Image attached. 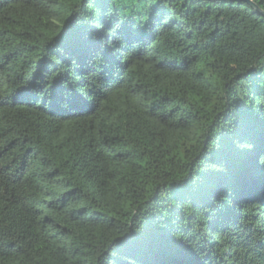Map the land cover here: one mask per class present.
<instances>
[{"label":"trees","instance_id":"1","mask_svg":"<svg viewBox=\"0 0 264 264\" xmlns=\"http://www.w3.org/2000/svg\"><path fill=\"white\" fill-rule=\"evenodd\" d=\"M0 264H264V17L0 0Z\"/></svg>","mask_w":264,"mask_h":264},{"label":"water","instance_id":"2","mask_svg":"<svg viewBox=\"0 0 264 264\" xmlns=\"http://www.w3.org/2000/svg\"><path fill=\"white\" fill-rule=\"evenodd\" d=\"M206 1H221V0H206ZM242 1L248 3L256 12H258L261 16L264 17V11L261 10L252 0H242Z\"/></svg>","mask_w":264,"mask_h":264},{"label":"snow or ice","instance_id":"3","mask_svg":"<svg viewBox=\"0 0 264 264\" xmlns=\"http://www.w3.org/2000/svg\"><path fill=\"white\" fill-rule=\"evenodd\" d=\"M72 102H76L75 100H73Z\"/></svg>","mask_w":264,"mask_h":264}]
</instances>
